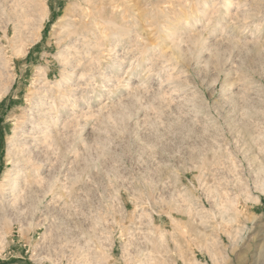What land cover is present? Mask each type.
<instances>
[{
	"label": "rangeland",
	"instance_id": "rangeland-1",
	"mask_svg": "<svg viewBox=\"0 0 264 264\" xmlns=\"http://www.w3.org/2000/svg\"><path fill=\"white\" fill-rule=\"evenodd\" d=\"M79 2L0 0V264H264V0H98L75 69Z\"/></svg>",
	"mask_w": 264,
	"mask_h": 264
},
{
	"label": "bare ground",
	"instance_id": "bare-ground-1",
	"mask_svg": "<svg viewBox=\"0 0 264 264\" xmlns=\"http://www.w3.org/2000/svg\"><path fill=\"white\" fill-rule=\"evenodd\" d=\"M95 2H98V0H96V1L95 0H80V2H79L80 3V8L76 11V13L74 14V16H72L71 20H69V21L67 20L66 21V19H65V25L63 24V26L65 27V29H64V31L62 33L65 35L66 40H67V42L65 43L66 44L65 48L69 51V52H67L68 53L67 55H69V56H66V57L69 59L68 61L71 63L72 67H74L75 69L76 68H80V67H82L85 64L87 57H86V54L85 55L83 54V52H86V50H87L88 52L91 53L96 48V44L99 43V42H97L98 41L97 39H99V36L102 34V32L105 31V29H104L105 28V25L108 24V20H105L104 18H102V15L100 13L101 10H98V8H97V5L96 4L99 5L100 2L99 3H96V4H95ZM48 14H49L48 12L47 13H38L37 14L36 22L39 25V27L42 28V26L44 25V22H45V20H46V18L48 16ZM64 18L60 17V20L63 21ZM66 18H67V16H66ZM59 24H62V23H59ZM63 34H62V36H64ZM39 37H40V33L38 32L37 34L34 35V37L32 38L31 42H36L39 39ZM67 58H66V60H67ZM63 61H64V59H63ZM37 73H39V72H37ZM41 74H42V72H41ZM39 78L41 79V77H39ZM36 79L38 80L37 77H36ZM36 82H39L41 84L42 80L36 81ZM176 88H171L170 94H178V91H177ZM43 114H44V112H43ZM16 136H19V135L16 134ZM47 136H48V134H47ZM20 137H21V135H20ZM11 138H13V137H11ZM25 147L23 148V146H21V145H20V147L18 146L16 153L13 156L11 155L12 156L11 162L13 163V166H14V169H13L14 172H13V175L11 176L12 178L10 179V177H9V179H10L9 183L8 182L7 183H8L9 186H11V189H13L15 191H16V189H18L20 187L21 183H23V180L26 181L25 180L26 174H28V172H29V171H27V169L29 167L31 168V166H30L31 158L26 153V148ZM27 152L29 153V151H27ZM17 154H18V156H17ZM9 157H10V155H9ZM5 178H7V177H5ZM26 183H27V181H26Z\"/></svg>",
	"mask_w": 264,
	"mask_h": 264
},
{
	"label": "crops",
	"instance_id": "crops-1",
	"mask_svg": "<svg viewBox=\"0 0 264 264\" xmlns=\"http://www.w3.org/2000/svg\"><path fill=\"white\" fill-rule=\"evenodd\" d=\"M41 49L38 47L37 48V50H36V52H34V53H31L32 55H31V57H33V56H35V55H37V53H38V51H40Z\"/></svg>",
	"mask_w": 264,
	"mask_h": 264
}]
</instances>
